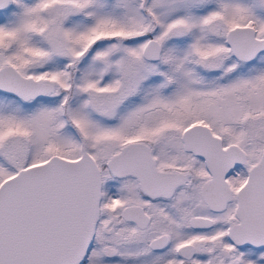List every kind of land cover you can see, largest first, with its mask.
<instances>
[{"label": "snow or ice", "instance_id": "6c2138e0", "mask_svg": "<svg viewBox=\"0 0 264 264\" xmlns=\"http://www.w3.org/2000/svg\"><path fill=\"white\" fill-rule=\"evenodd\" d=\"M0 264H264V0H0Z\"/></svg>", "mask_w": 264, "mask_h": 264}]
</instances>
